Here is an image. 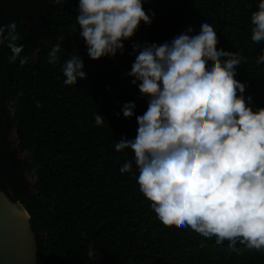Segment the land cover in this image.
<instances>
[{"label": "trees", "instance_id": "16d2710c", "mask_svg": "<svg viewBox=\"0 0 264 264\" xmlns=\"http://www.w3.org/2000/svg\"><path fill=\"white\" fill-rule=\"evenodd\" d=\"M4 25L14 21L26 63L9 62L3 44L0 75V190L22 204L35 235L38 264H264V250L237 242L217 245L214 237L175 224L165 226L136 183L134 153L115 150L117 140L133 139L136 116L147 108L127 73L134 43L170 41L202 21L216 30V43L238 51L243 61L235 78L245 84L252 107H264V63L256 59L264 41L251 40L250 13L257 0H144L151 24L141 22L124 41L123 53L88 57L76 24L77 0H0ZM63 49L47 62L53 44ZM86 78L65 85L61 64L74 55ZM221 59H226L222 57ZM239 94V93H238ZM135 103L125 118L124 103ZM37 102L39 106H37ZM247 102V101H246ZM96 114L105 120L97 125ZM16 131L17 150L8 135ZM18 151L29 153L28 161ZM125 161L132 170L120 173ZM25 169L35 170L32 186ZM100 255L95 263L90 249Z\"/></svg>", "mask_w": 264, "mask_h": 264}, {"label": "clouds", "instance_id": "9594fccd", "mask_svg": "<svg viewBox=\"0 0 264 264\" xmlns=\"http://www.w3.org/2000/svg\"><path fill=\"white\" fill-rule=\"evenodd\" d=\"M143 2L77 0L74 27L90 59L122 54L123 42L139 24H151L154 13L146 14ZM250 24L251 40L264 41V0H257ZM18 38L14 21L0 26L9 62L23 66L27 58ZM62 50L53 44L47 62L55 64ZM132 51L136 55L127 75L148 97L147 108L136 116L135 137H122L114 147L134 153L138 189L157 219L214 237L217 245L239 242L264 250V107L254 109L245 84L235 78L243 57L223 50L216 30L204 21L195 34L189 26L170 41L134 43ZM256 63H264V48ZM82 69L75 51L61 64L63 83L85 79ZM134 109V102L124 103L123 117H132ZM94 120L101 125L105 118L96 114ZM131 170L129 161L119 168L122 174Z\"/></svg>", "mask_w": 264, "mask_h": 264}, {"label": "water", "instance_id": "95a60500", "mask_svg": "<svg viewBox=\"0 0 264 264\" xmlns=\"http://www.w3.org/2000/svg\"><path fill=\"white\" fill-rule=\"evenodd\" d=\"M4 14L0 4V26ZM3 44H0V75ZM0 264H38L35 235L29 215L18 201H12L0 190Z\"/></svg>", "mask_w": 264, "mask_h": 264}, {"label": "rangeland", "instance_id": "374dc122", "mask_svg": "<svg viewBox=\"0 0 264 264\" xmlns=\"http://www.w3.org/2000/svg\"><path fill=\"white\" fill-rule=\"evenodd\" d=\"M8 140H9L12 148L17 150L16 131H15V129H12L10 131V133L8 135ZM17 155H18V158H20L22 160H25V161H28L29 153L27 151H18ZM24 177H25V180L30 184V186H32L34 184V182H35V179H36L35 170L34 169H31V170L25 169ZM89 254L93 258V261L95 263H98L100 261L99 253L96 252L95 250H93L92 248L90 249Z\"/></svg>", "mask_w": 264, "mask_h": 264}]
</instances>
